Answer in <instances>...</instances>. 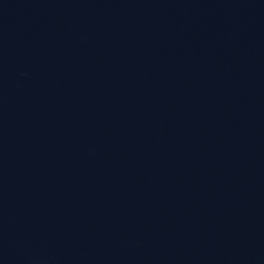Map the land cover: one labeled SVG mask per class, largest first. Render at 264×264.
<instances>
[{"label": "water", "instance_id": "95a60500", "mask_svg": "<svg viewBox=\"0 0 264 264\" xmlns=\"http://www.w3.org/2000/svg\"><path fill=\"white\" fill-rule=\"evenodd\" d=\"M0 264H264V0H0Z\"/></svg>", "mask_w": 264, "mask_h": 264}]
</instances>
